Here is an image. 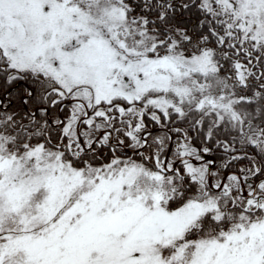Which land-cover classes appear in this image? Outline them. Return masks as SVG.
I'll return each instance as SVG.
<instances>
[{
	"label": "snow or ice",
	"instance_id": "snow-or-ice-1",
	"mask_svg": "<svg viewBox=\"0 0 264 264\" xmlns=\"http://www.w3.org/2000/svg\"><path fill=\"white\" fill-rule=\"evenodd\" d=\"M0 264H264V0H0Z\"/></svg>",
	"mask_w": 264,
	"mask_h": 264
},
{
	"label": "trees",
	"instance_id": "trees-1",
	"mask_svg": "<svg viewBox=\"0 0 264 264\" xmlns=\"http://www.w3.org/2000/svg\"><path fill=\"white\" fill-rule=\"evenodd\" d=\"M24 87H26V85L24 84V83H21L20 85H18L17 86V88H16V91H20V90H22ZM16 93L14 92V95H15ZM152 131H153V133L154 134H157V133H160V129L158 128V127H152V129H151ZM214 159H216V162H217V166H219L220 165V163H221V161H220V158H219V155H217V156H215V157H213ZM215 170V169H214ZM233 169H230V170H228V171H232ZM228 171H224V172H222V175H228Z\"/></svg>",
	"mask_w": 264,
	"mask_h": 264
}]
</instances>
